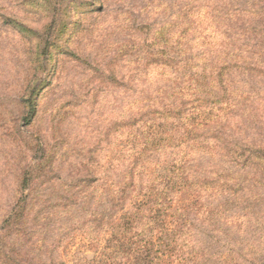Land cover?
<instances>
[{
    "label": "trees",
    "instance_id": "16d2710c",
    "mask_svg": "<svg viewBox=\"0 0 264 264\" xmlns=\"http://www.w3.org/2000/svg\"><path fill=\"white\" fill-rule=\"evenodd\" d=\"M105 1L99 0L101 17L85 31L92 35L97 25L112 30L104 36L107 44L97 41L90 65L99 87L88 85V93L95 95L89 106L101 109L105 99L99 95L105 97L110 89L115 95L111 112L98 110L92 130L84 123L88 136L81 148L74 144L63 153L64 147L58 151L36 137V167L15 166V158L7 159L0 175L10 170L13 192L17 188L20 196L9 211L0 208V264H30V245L39 236L47 246L43 237L52 228L47 233L40 220L48 210L70 225L81 221L89 234L114 230L111 244L126 264H240L227 261L224 245L205 230L225 237L226 215L264 183V144L255 137L243 139L237 131L240 76L264 74V28L254 26L264 23V7L257 0H151L137 14L123 6L106 13ZM2 18L18 33L37 37ZM48 32L51 26L37 37L36 58L42 63L51 46ZM25 88L26 95L10 101L22 110L19 129L37 109L35 88ZM63 110L52 111L53 134ZM2 125L13 147V135ZM94 138L96 149L88 145ZM110 138L115 150L109 163L103 154ZM46 160L49 173L56 164L66 178L42 179ZM34 181L41 193L33 203L29 189ZM204 199L215 202L212 209ZM51 201L53 207L44 206ZM93 215L99 226L91 221ZM189 215L203 226L199 233L205 239L198 245L191 241Z\"/></svg>",
    "mask_w": 264,
    "mask_h": 264
},
{
    "label": "rangeland",
    "instance_id": "374dc122",
    "mask_svg": "<svg viewBox=\"0 0 264 264\" xmlns=\"http://www.w3.org/2000/svg\"><path fill=\"white\" fill-rule=\"evenodd\" d=\"M150 1L107 0L105 10L107 13L110 12L109 10L123 6L137 14ZM257 3L260 7H264V0H257ZM240 5L246 7L244 1H241ZM98 9L99 0H0V104L3 105L0 106V125L4 128L2 123L7 124V132L12 134L15 140L11 147L5 130H0V140L2 139L0 171L3 170L5 163L9 162L7 159L10 157L15 158V166L20 164L21 167L27 166L28 169L36 167L40 163V156L34 151L35 145H38L36 137H39L43 144L55 146L58 151L64 147L63 153L65 148L74 144L81 148L80 145H83L88 136L83 127L84 123H89L92 130L97 127L94 118L100 110L106 109L111 112L110 106L115 95L110 89L107 90L105 97L99 95L105 99L103 108L100 109L98 105L95 108L89 106L95 95L88 93V87H99L93 79L90 62L95 57L98 39L106 41L107 44L109 38L104 36L112 31L109 25H105L107 28L103 27V29L97 25L94 26L92 35L90 32H85L88 25L94 24L96 18L101 17L97 13ZM2 16L32 30L38 38L47 33V27L51 26V33L48 32L51 46L43 63L41 58L38 56L36 58L38 38L35 35L18 33ZM257 23L254 26L259 25L264 28V23ZM261 32L264 35V30ZM256 38L258 42L261 40L259 34ZM242 41L246 43L245 37ZM39 59L41 64L38 62ZM256 75L243 72L240 76L243 100L238 110L237 131L243 139L255 137L256 141L264 144V74L259 77L256 72ZM26 85L35 88V96L32 98L36 99L37 109L33 120L20 128L22 130L20 132L17 123L21 122L22 110L20 107H12L10 101L26 95ZM56 107L58 109L64 107V110L59 112L63 115V119L60 126H53L58 127L53 134L52 111ZM66 135L68 139L64 146L62 140ZM109 141L111 147L107 146L103 155L105 162L110 163L115 144L111 138ZM96 143L97 138H94L88 145L96 149L98 147ZM48 167L46 160L43 164L45 174L42 179L66 178L63 173L60 174L56 170V164L51 173L48 172ZM229 170L230 168L227 171ZM35 176L36 173L32 174V177ZM260 178L259 175L258 179ZM13 179L15 178L10 176V170L0 175V208H4V212L9 211L20 196L19 191L16 192L17 188L14 189L15 194L13 192L15 187ZM42 179L39 181L42 182ZM40 193L39 182L30 183L29 195H32L33 203ZM246 197H248L245 199L246 202L242 203L234 214L226 215L225 237L212 230L205 231L213 238H219L220 245L225 247V250L223 249L225 255L229 257L227 261L260 264L261 261L264 262V183L260 182L256 185ZM50 198L48 196L45 201ZM55 203L51 201L44 206L53 207ZM202 203L210 209L215 205V202L208 199L202 200ZM39 205L37 209L42 207ZM48 212L41 217L40 226L47 233L51 228L55 232L51 231L48 237H43L46 247L42 244L40 236L31 242L30 249L33 250V254L29 256L30 264H126L125 260L117 256L114 245L111 244L114 230H94L93 234H89L83 230L81 221H74L70 225L63 221L65 219L57 211H51L50 215ZM3 213L0 211V217ZM96 219L97 217L93 215L91 221L94 226H99L95 222ZM186 219L194 225L191 241L198 245L205 239L199 233L203 231V226L197 221L194 222L190 215L186 216ZM36 248H40L41 252H36Z\"/></svg>",
    "mask_w": 264,
    "mask_h": 264
}]
</instances>
